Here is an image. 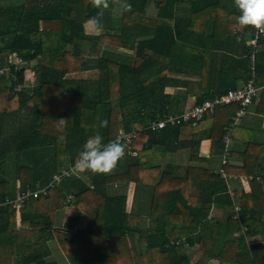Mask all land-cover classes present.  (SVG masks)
<instances>
[{"label":"trees","instance_id":"trees-1","mask_svg":"<svg viewBox=\"0 0 264 264\" xmlns=\"http://www.w3.org/2000/svg\"><path fill=\"white\" fill-rule=\"evenodd\" d=\"M13 2L0 5V70L8 69L0 78V202L16 197L17 180L21 192L48 186L54 175L74 166L82 144L97 131L105 142L121 132L136 138L120 141L125 154L109 173H93L88 180L81 172L46 195L26 199L18 211L1 208L0 264H264L263 142L248 138L243 154L232 153L243 161L241 168L222 165L224 174L250 179L251 191L238 201L221 172L202 167L209 159L200 154L199 140L188 143L189 162L196 165L184 175L162 165L187 145L181 141L184 128L195 137L205 119L211 157H223L239 105L218 107L197 127L150 128L188 110L182 112L180 100L165 91L180 83L169 75L179 74L181 62L198 66L204 80L207 73H232L219 93L195 104L236 90L237 72L244 83L251 78L256 29L237 26L233 0ZM123 3L131 8L123 11ZM98 12L103 28L93 25L96 32L88 33L86 25ZM15 58L26 66L16 70ZM255 70V84L263 86L256 113L264 115V51L255 55ZM90 71L97 77H71ZM19 85L25 87L16 92ZM101 120L107 121L103 128ZM132 183L152 187L148 216L155 218L154 229L127 211L121 188L111 191ZM66 207L72 211L62 225L59 213ZM210 207L222 216L212 217ZM83 215L89 217L85 227ZM23 230L39 236L22 242ZM192 248L197 258L188 254Z\"/></svg>","mask_w":264,"mask_h":264},{"label":"crops","instance_id":"crops-1","mask_svg":"<svg viewBox=\"0 0 264 264\" xmlns=\"http://www.w3.org/2000/svg\"><path fill=\"white\" fill-rule=\"evenodd\" d=\"M150 16L156 15V10L152 8ZM264 47V46H262ZM261 48V47H260ZM259 48V49H260ZM259 51V50H258ZM186 63L181 62V66L179 67L178 72L179 74H170L169 77L171 79L180 81L177 85L174 86H168L166 88L167 94H172L177 99H179V106L182 110V112L186 109L191 108L199 99V97L208 94H217L222 89V81L223 79L227 80L232 76L231 74H225L220 77L217 73L209 74L207 73V80H204L206 74L202 75L201 71L199 70V67L194 65L190 67H186ZM195 67V69H193ZM220 68V65H219ZM91 72V71H90ZM87 73V72H86ZM33 76H30V78ZM236 81H237V88L244 85V76L242 72H237L235 74ZM232 78V77H231ZM185 83V84H184ZM189 83V84H186ZM260 93L262 92L263 86H259ZM260 101V94L257 100L252 104L247 114L244 116V118L239 121L236 125L233 127L229 126V141L226 144L225 154L224 156H227V164L226 166L232 169H238L243 166V161L237 158L232 157V153L235 154H243L246 151L247 145H248V138H254L257 142H263L264 143V115H259L256 113L257 106ZM181 113V112H180ZM199 132L195 137H192L191 135V128H184L183 136L181 137V141L183 143H187V145L179 150L178 152L171 154L164 160L162 163L163 167L171 165L175 174L184 175L186 172V168L191 165H196L195 163L189 162V156L192 154V148L188 146V143L190 141H200L199 144V151L200 154H202L205 158L209 159V162L202 164V167L209 168L214 172L220 173L222 170V161L223 157H211L212 152V142L209 139V135L211 134V129L208 125V120H203L199 126ZM236 129V130H235ZM238 129V130H237ZM252 132H250V131ZM88 172V177L86 179L90 180L93 176L92 172ZM225 173V172H224ZM222 178L225 180L226 185L228 187V193L234 200H239L242 194H248L251 191L250 186V179L246 177L238 178L237 176L233 174H225V177L222 176ZM10 184L13 185V180L11 179ZM16 183V195L18 194L21 182L20 180L15 181ZM119 188H121L120 191H123L127 196V211L128 212H135L137 214H140L143 219L146 222L147 227L155 228V218H151L148 216L149 213V206H150V198H151V190L152 187L150 186H138L137 184H129L128 186H125L123 184H120L119 186H114L111 191L115 192ZM211 208V216L212 217H221L222 211L216 210L214 207ZM72 208H64L62 212L59 213V219L62 225L66 222V220L69 218L71 214ZM89 217L88 215H83L82 220L80 223L81 227H85L88 223ZM21 233L26 234H33L38 233L34 231H28L23 230ZM39 234V233H38ZM39 236V235H38ZM256 238H253L250 241H255ZM51 248L54 247V244H50ZM188 254L190 255L191 259H194L193 257L198 255L197 250L195 248L189 249ZM200 264H215V263H208L202 261Z\"/></svg>","mask_w":264,"mask_h":264},{"label":"built area","instance_id":"built-area-1","mask_svg":"<svg viewBox=\"0 0 264 264\" xmlns=\"http://www.w3.org/2000/svg\"><path fill=\"white\" fill-rule=\"evenodd\" d=\"M259 39H264V29H256L255 37L251 41V46L253 50L251 55V62H252L251 78L246 83H244L243 86L237 88L236 90H230L224 95L215 96L213 99L205 100L201 104H194L190 109L186 110L184 113L180 115H169L164 117L163 119L157 120L151 124L150 128L153 131H158L168 126L175 127L180 125H188L191 127H197V125L204 119V117L207 114H213L218 107L229 106L232 104L239 105V111L236 113L235 118L232 124L230 125V127H233L234 125L239 123V121H241V119L244 118V116L247 114L249 107L252 104H254V102L257 100L260 94V88H258L255 84L256 82L255 55L259 50V46H258ZM13 64H15L16 70H19L21 67L26 66V64L23 63V61L18 58L14 59ZM7 70L8 69L0 70V78L6 73ZM29 79L30 78H28V80ZM30 81H33V79H30ZM24 87L25 85H19L15 89V91L21 92L22 88ZM135 138L136 136L133 133L124 134L121 132L119 136L120 141L125 140L129 144ZM228 141H229V132L224 138L225 144H227ZM226 164H227V158L225 156L223 158L222 165L224 166ZM81 172L83 171L75 169L74 166L68 169H64L61 171V173L53 176L52 182L48 186L44 188H39L36 191H30V190L26 192L19 191L14 199L7 198L4 202H0V209L10 207L11 209L18 211L20 208L23 207V204L26 201V199L30 197L38 198L41 195H46L48 189L61 182L62 179L78 176ZM221 175L225 177L223 170H221Z\"/></svg>","mask_w":264,"mask_h":264},{"label":"clouds","instance_id":"clouds-1","mask_svg":"<svg viewBox=\"0 0 264 264\" xmlns=\"http://www.w3.org/2000/svg\"><path fill=\"white\" fill-rule=\"evenodd\" d=\"M233 6L238 12L235 22L241 29H264V0H233ZM101 7H107V4L104 3ZM130 8V3L122 4L123 11H128ZM101 14L98 12L96 17L90 18L91 23L98 30L103 28L97 18ZM106 124V120H101L99 128L105 127ZM124 154V146L119 137L105 142L104 137L97 131L82 144L74 161V167L94 174H106L116 167Z\"/></svg>","mask_w":264,"mask_h":264},{"label":"rangeland","instance_id":"rangeland-1","mask_svg":"<svg viewBox=\"0 0 264 264\" xmlns=\"http://www.w3.org/2000/svg\"><path fill=\"white\" fill-rule=\"evenodd\" d=\"M13 1H16V0H0V5H6L7 3H14ZM17 1H23V0H17ZM16 3V2H15ZM152 8H150L148 10V12H151ZM120 10L119 11H116V16L119 14ZM86 30L88 33H95V29H94V26L92 23H88L86 25ZM33 74L31 72H27V77L30 78V76H32ZM98 75V72L97 71H91V72H87V73H82V74H78V75H74V76H71L73 78H76V79H89V78H96ZM30 79H33V77H31ZM25 116V115H24ZM84 172V171H83ZM83 175V174H82ZM84 175L86 177H88V172H84ZM38 233H33L31 235L29 234H26V233H21L19 232V239L22 241V242H28V243H33L36 238H38ZM195 258V256L193 257ZM197 258V256H196Z\"/></svg>","mask_w":264,"mask_h":264},{"label":"water","instance_id":"water-1","mask_svg":"<svg viewBox=\"0 0 264 264\" xmlns=\"http://www.w3.org/2000/svg\"><path fill=\"white\" fill-rule=\"evenodd\" d=\"M259 51H260V52H263V51H264V47H261V48L259 49Z\"/></svg>","mask_w":264,"mask_h":264}]
</instances>
